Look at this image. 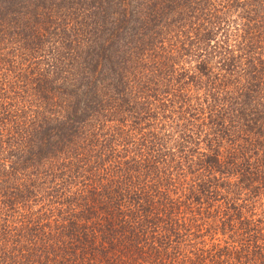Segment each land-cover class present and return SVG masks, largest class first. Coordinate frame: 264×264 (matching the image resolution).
I'll list each match as a JSON object with an SVG mask.
<instances>
[{
    "label": "trees",
    "instance_id": "16d2710c",
    "mask_svg": "<svg viewBox=\"0 0 264 264\" xmlns=\"http://www.w3.org/2000/svg\"><path fill=\"white\" fill-rule=\"evenodd\" d=\"M0 264H264V0H0Z\"/></svg>",
    "mask_w": 264,
    "mask_h": 264
}]
</instances>
